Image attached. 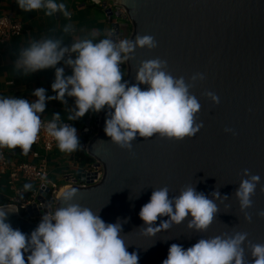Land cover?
<instances>
[{
	"label": "water",
	"instance_id": "water-1",
	"mask_svg": "<svg viewBox=\"0 0 264 264\" xmlns=\"http://www.w3.org/2000/svg\"><path fill=\"white\" fill-rule=\"evenodd\" d=\"M103 1L123 10L113 14L108 9L105 14L109 20L115 15L128 22L129 39L151 35L157 42L151 50L137 48L123 63L129 84L135 83L140 62L154 58L166 61V71L186 82L196 73L204 75L190 90L200 104L196 122L202 127L183 140L137 135L129 151L105 135L110 111L105 109L97 133L86 145L94 167L102 166L103 177L98 182L96 173L80 169L76 180L86 186L67 187L78 190L76 202L99 211L107 223L126 220L121 237L129 253L137 252L138 264H161L171 244L187 248L200 238L222 233L247 232L249 241L264 243V217L257 215L264 211V0ZM119 27L112 25V30L116 33ZM208 92L219 98L218 104L205 95ZM245 169L261 178L251 197L250 222L234 194L247 178ZM188 185L205 195L219 191L222 196L208 229H189L186 219L154 235L144 234L138 213L151 192L166 186L171 197ZM2 208L9 211L7 220L14 229L28 234L36 228L37 223L20 216L16 207ZM161 219L167 217H158L157 225Z\"/></svg>",
	"mask_w": 264,
	"mask_h": 264
},
{
	"label": "clouds",
	"instance_id": "clouds-1",
	"mask_svg": "<svg viewBox=\"0 0 264 264\" xmlns=\"http://www.w3.org/2000/svg\"><path fill=\"white\" fill-rule=\"evenodd\" d=\"M16 3L25 12L43 10L46 16L60 13L71 17L63 0ZM62 31L68 34L71 25ZM155 47L153 36L140 34L134 39L115 40L111 34L95 41L81 38L67 45L62 36L31 41L18 51L12 70L28 77L40 70L54 69L50 88L55 95H47L43 87L31 93L34 101L0 95V148L19 147L27 154L42 128L40 114L45 112L46 102L56 100L66 105V97L74 98L68 121L78 120L89 111L110 110L103 131L122 149L130 151L137 135L145 139L154 134L174 140L192 138L202 124L196 122L200 104L190 90L197 80L204 79L203 74L196 73L186 82L183 76L175 77L166 71V61L154 58L140 62L135 83L122 79L121 65L133 57L137 48ZM61 62L71 69L70 75H65L64 67H57ZM140 85L146 87L142 89ZM205 95L219 103L215 94ZM43 128L61 152L72 153L81 147L77 129L61 122L60 113H53ZM243 176L247 178L241 179L234 194L245 221L250 222L248 209L261 178L249 175L247 169ZM77 192L74 187L65 188L55 210L46 211L28 234L14 229L7 220L9 211L0 207V264H138L137 252L129 253L121 237L126 220L103 221L99 211L76 202ZM221 197L219 191L205 195L191 185L171 197L166 186L155 189L138 213L144 234L154 235L186 219L189 229L205 232L218 212L216 201ZM257 215L264 217V211ZM158 217L167 219L157 225ZM161 264H264V243L249 241L247 232L222 233L200 238L187 248L171 244Z\"/></svg>",
	"mask_w": 264,
	"mask_h": 264
},
{
	"label": "crops",
	"instance_id": "crops-1",
	"mask_svg": "<svg viewBox=\"0 0 264 264\" xmlns=\"http://www.w3.org/2000/svg\"><path fill=\"white\" fill-rule=\"evenodd\" d=\"M63 2L71 13L70 19L65 18L60 13L46 16L43 10L25 12L19 9L16 0H0V18L3 16L13 17L22 22L25 28L23 36L13 40L9 46L3 48L0 64V95H11L15 98L34 101L36 98L31 93L40 87L46 89L47 95H55L50 88L54 80V69L40 70L28 77H23L12 70L18 51L26 47L31 41L45 37L62 36L67 45L81 38H89L95 41L106 38L109 34L112 38V23L102 8L93 5L91 0H63ZM114 21L118 23V19L115 18ZM66 25H71V31L68 34L62 31ZM57 67H64L65 75L71 74L62 62ZM121 71L123 73V69ZM122 79H125V74ZM65 99L67 101L66 105L56 100L46 102L45 112L40 114L41 119L49 121L53 113H60L61 122L71 124L77 129L78 139L83 149L84 142L87 139L84 137V132L89 126L95 124L97 115L102 114L105 109L99 113L89 111L78 120L68 121L67 116L71 107L74 106V99L69 97ZM34 150L39 153V159H31L29 156L17 152L15 148L9 149L8 160L10 165L13 166L22 162L39 164L43 159H46L49 170L48 181L58 185L64 184V177L68 174L77 176L80 169L72 161L74 152H61L57 146L50 153H46L41 146H35ZM11 196L12 193L5 186V181H2L0 184V197L8 203Z\"/></svg>",
	"mask_w": 264,
	"mask_h": 264
},
{
	"label": "built area",
	"instance_id": "built-area-1",
	"mask_svg": "<svg viewBox=\"0 0 264 264\" xmlns=\"http://www.w3.org/2000/svg\"><path fill=\"white\" fill-rule=\"evenodd\" d=\"M91 2L93 5L102 8L105 13L108 9H111L113 14L123 13L121 8L117 7L110 1L91 0ZM115 18V15L110 18L112 25L118 24L114 21ZM125 27H129L128 24L125 25ZM115 31V29L112 30L113 39H129V33L126 32L124 26L120 25L119 31L116 33ZM24 32V25L19 20L10 16H3L0 18V64L2 62L3 48L9 46L13 40L23 36ZM121 67L125 68L124 64H122ZM67 70L71 73L70 68L67 67ZM100 120L101 114L97 115L95 124L86 129L84 137H87L90 140L93 136H95ZM41 121L42 128L28 153L24 154L19 147L15 148L17 152L27 155L34 160L40 158L39 153L34 150L35 146H41L46 153L52 152L56 147V141L49 137L43 128V125H45L48 121L43 119H41ZM88 142H84V151H86V145ZM8 150L9 148L7 147L0 148V184L2 181H5V186L12 193V196L10 197L9 202L1 207H16L17 213L30 222L38 224L46 211H54L60 197V192L63 189L72 185L86 186V184L78 182L76 177L71 174L64 177L63 185L49 182L48 161L46 159H43L39 164L22 162L11 166L8 160ZM83 170L86 174L96 173V181L98 182L103 177L102 166L94 167L93 164L91 168ZM26 184L30 185L27 189L24 187Z\"/></svg>",
	"mask_w": 264,
	"mask_h": 264
},
{
	"label": "trees",
	"instance_id": "trees-1",
	"mask_svg": "<svg viewBox=\"0 0 264 264\" xmlns=\"http://www.w3.org/2000/svg\"><path fill=\"white\" fill-rule=\"evenodd\" d=\"M126 68H123V73L125 74ZM87 138V137H86ZM89 138L85 142H88ZM72 161L74 165L79 169H89L93 166L95 161L89 157L81 147L74 151L72 156ZM0 207L6 205V200L0 197Z\"/></svg>",
	"mask_w": 264,
	"mask_h": 264
},
{
	"label": "rangeland",
	"instance_id": "rangeland-1",
	"mask_svg": "<svg viewBox=\"0 0 264 264\" xmlns=\"http://www.w3.org/2000/svg\"><path fill=\"white\" fill-rule=\"evenodd\" d=\"M126 23H127V22H126L125 20L118 19V24L121 25V26H124L126 32L129 33V37H130V35H131V33H132V28H131V26H129V27H125Z\"/></svg>",
	"mask_w": 264,
	"mask_h": 264
},
{
	"label": "bare ground",
	"instance_id": "bare-ground-1",
	"mask_svg": "<svg viewBox=\"0 0 264 264\" xmlns=\"http://www.w3.org/2000/svg\"><path fill=\"white\" fill-rule=\"evenodd\" d=\"M64 190H65V189H63L62 191H64ZM62 191H61V192H62ZM61 192H60V193H61Z\"/></svg>",
	"mask_w": 264,
	"mask_h": 264
}]
</instances>
